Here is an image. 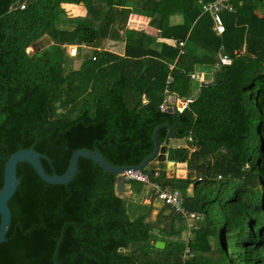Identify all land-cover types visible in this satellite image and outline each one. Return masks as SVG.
Segmentation results:
<instances>
[{
	"label": "trees",
	"instance_id": "obj_1",
	"mask_svg": "<svg viewBox=\"0 0 264 264\" xmlns=\"http://www.w3.org/2000/svg\"><path fill=\"white\" fill-rule=\"evenodd\" d=\"M21 1L0 0V186L8 155L26 147L47 157L40 162L49 174H61L77 148L137 165L152 150L153 129L166 123L173 137H189L168 160L185 162L196 177L158 170L150 179L177 189L184 209L202 219L183 258V217L166 205L163 221L150 220L151 204L129 201L128 209L114 173L79 157L71 180L50 184L20 162L0 264H264V0H230L218 34L201 11L210 0H91L75 17L61 4L79 0H25L22 9ZM130 13L148 16L156 35L125 29ZM43 35L51 43L29 53ZM184 38L230 63L178 54ZM107 39L121 41L122 52L105 48ZM203 63L215 81L199 85L181 111L160 110L165 94H191L189 74ZM166 131L158 129L159 144ZM128 183L134 192L141 186Z\"/></svg>",
	"mask_w": 264,
	"mask_h": 264
},
{
	"label": "water",
	"instance_id": "obj_2",
	"mask_svg": "<svg viewBox=\"0 0 264 264\" xmlns=\"http://www.w3.org/2000/svg\"><path fill=\"white\" fill-rule=\"evenodd\" d=\"M59 43L58 41H55ZM2 45L0 46L1 49ZM75 52L74 49H70V54ZM215 81V76H212L211 82ZM209 82H201L200 85H206ZM168 112L174 113L173 107L169 106L166 109ZM174 125L160 123L152 131V150L151 152L137 165L133 166H115L107 162L98 151L87 148H77L73 150L69 156L67 166L61 174L47 173L41 165V159H47V157L40 152L32 149L31 147L20 148L10 153L3 165L2 183L0 186V243L5 240V235L10 224V210L7 205L8 200L13 195L19 179L16 175V164L20 162L28 163L39 178L50 184H66L74 176L76 171L77 159L84 157L90 159L100 168L107 172L114 173L116 175L115 189L120 191L123 184V178L121 173L129 168L146 170L152 174L154 171L165 170L169 166L168 164V147L167 143L170 138L173 137L172 128ZM166 127V135L163 143L159 144L156 138V134L159 128ZM170 189V188H169ZM146 198L150 197V191L145 194ZM156 248H162L164 246L163 241L156 240L154 242ZM122 248H119L121 250ZM53 264L56 261L53 260Z\"/></svg>",
	"mask_w": 264,
	"mask_h": 264
},
{
	"label": "crops",
	"instance_id": "obj_3",
	"mask_svg": "<svg viewBox=\"0 0 264 264\" xmlns=\"http://www.w3.org/2000/svg\"><path fill=\"white\" fill-rule=\"evenodd\" d=\"M90 2H91V0H79V3H77V4L62 3L61 6L63 7V9L65 10V12L68 16H72V17L83 16L90 9ZM180 18H181L180 14H175L171 17V19L174 20L175 22L180 21ZM148 20H149L148 16H144V15L137 14V13H130L126 19L124 27H125V29L145 31V32L150 33L151 35H156L157 30L148 25ZM121 34H123V31H121ZM40 39H42L43 41L45 39L50 40V38L48 36L43 35L35 43H33L29 47H34V50L39 49V45L36 43H38L40 41ZM161 40L162 39H159V38L156 39V43H155L156 47L159 45V42H161ZM165 41L168 43L173 42V40H171V39H166ZM182 41H183L184 50H186L189 54L196 56L197 58H200L203 55H207V56L211 55L212 58L215 59L216 55L219 53V52H217V53L212 54L207 49L195 44L194 42L188 40L187 38L182 39ZM50 42H51V40H50ZM104 46H105V48L110 49V50L117 52L119 54L122 52V42L121 41H111V40L107 39L104 41ZM68 49L69 50L70 49L75 50V47L69 46ZM212 65L215 66L214 61H213ZM212 65H209L207 63H203L201 65H196L194 67V70L191 72L194 74V77L193 78L189 77V78L191 79L190 82H193L194 80L198 81L197 82L198 84L196 85L197 90H198V86L200 85L201 82H210L211 81V79H212ZM204 75H209V78H205ZM203 76H204V78H203ZM189 96L192 97V99H193V97L195 95L193 96L192 94H190ZM165 98L167 101L166 109L169 106L173 107L172 105L177 106L179 101L182 99V98H178L177 96H175L173 94H165ZM188 138L189 137H185V138L172 137V138H170L168 140V143H167L168 153H169L170 148L179 147V146H183V147L187 146L188 141H189ZM193 148L194 147L190 146L189 150L192 151ZM167 161H168L169 166L167 168H165V170H163L165 177H168V178H171V177L186 178V179H192V178L196 177V174L194 173V171L189 170L187 168L185 162L170 161L168 159H167ZM142 185L139 187L138 191L134 192L130 188V186L125 187V184L124 185L122 184V188L118 192H122V194H120V196H122V195L128 196V198H130V200L133 201L134 203L138 202L140 204L141 203L142 204H151L153 208L150 212V220L153 221L155 219H159V220L161 219V221H163L162 218L160 217V214L158 213L159 210L162 209L165 213H167L169 210L167 208L163 209L165 205L156 199H152L151 194H150L149 198H146L145 194L149 189L146 185H143L145 188ZM185 191H186L187 195L192 194V183H190L186 187ZM188 212L198 213L201 215V217L200 218H192V219H188V218L183 217L185 228L182 229V231L180 233V239L185 242L184 248L188 247L187 242L189 241L190 237L192 236V229L196 226L194 221L202 219L201 213L196 212V211H188ZM161 225H162V222H161ZM157 240H160V239H157ZM160 241H162V240H160ZM184 248H183V250H184Z\"/></svg>",
	"mask_w": 264,
	"mask_h": 264
},
{
	"label": "built area",
	"instance_id": "obj_4",
	"mask_svg": "<svg viewBox=\"0 0 264 264\" xmlns=\"http://www.w3.org/2000/svg\"><path fill=\"white\" fill-rule=\"evenodd\" d=\"M230 0H210L206 2L201 3V11L207 12L213 23V28L215 32L218 34L223 31V24L220 20L219 12L222 9L230 10ZM25 0H22L19 4V8H24ZM178 47V54L184 53L183 48V41L179 40L177 42ZM231 61V58L227 56L226 54L218 53L214 60V65H225L229 64ZM172 65L170 64L168 66V69L170 70ZM190 78L194 77L193 73L189 74ZM172 81L171 75L168 73L166 76V83H170ZM192 101V97L187 96L185 98H182L179 103L176 105H172L175 111H181L184 109L189 102ZM170 105V104H169ZM167 107V101L166 98L159 104L160 110H165ZM189 139V138H188ZM150 175L156 176L157 171H154L152 174L148 173L146 170H138V169H132L129 168L127 170H124L121 173V176L123 178V181H137L139 183H142L146 185L150 191L151 196L153 195L155 199L160 201L162 204L170 207L175 212L179 213L182 217L192 219V218H200L201 215L198 213L188 212L184 209L180 197V193L177 189H172L167 186H161L156 180L150 179ZM183 258H186L188 256H191V252L189 248L185 247L182 252Z\"/></svg>",
	"mask_w": 264,
	"mask_h": 264
},
{
	"label": "rangeland",
	"instance_id": "obj_5",
	"mask_svg": "<svg viewBox=\"0 0 264 264\" xmlns=\"http://www.w3.org/2000/svg\"><path fill=\"white\" fill-rule=\"evenodd\" d=\"M51 42H50V40L49 39H45L44 41L42 40V39H40V41L38 42V43H36V44H38L39 45V48L41 49V48H44V47H46L47 45H49ZM69 48V47H68ZM29 53H31L33 50H34V47H28L27 49H26ZM77 65V62H74V66H76ZM205 76V78H209V75H204ZM204 76H203V78H204ZM198 81L197 80H194L193 82H191V94L194 96V95H196L197 94V88H196V85L198 84L197 83ZM135 184H137V183H135ZM141 185H142V183H141ZM144 185V184H143ZM142 185V186H143ZM130 186V184L128 183V184H125V187H129ZM144 187V186H143ZM145 188V187H144ZM119 194H122V192H118ZM122 197L125 199V205H126V207L128 208V204H129V201H131L130 200V198H128V196H124V195H122ZM152 199H155V197L152 195ZM157 200V199H156ZM129 209V208H128Z\"/></svg>",
	"mask_w": 264,
	"mask_h": 264
}]
</instances>
